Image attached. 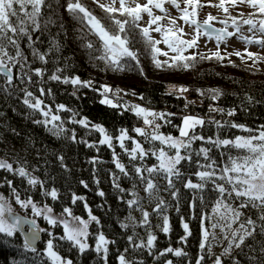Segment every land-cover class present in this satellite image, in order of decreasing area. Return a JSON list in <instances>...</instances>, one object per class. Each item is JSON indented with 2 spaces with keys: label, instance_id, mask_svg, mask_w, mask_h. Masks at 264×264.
I'll return each instance as SVG.
<instances>
[{
  "label": "snow or ice",
  "instance_id": "obj_1",
  "mask_svg": "<svg viewBox=\"0 0 264 264\" xmlns=\"http://www.w3.org/2000/svg\"><path fill=\"white\" fill-rule=\"evenodd\" d=\"M92 3L105 14L103 17L94 14L83 3V0H64L63 4L61 0H0V78L3 79V84H0V91L8 96L14 94L13 90L23 92L24 105L31 109L33 114L39 113L42 117V119H34L33 123L44 126L54 137L70 138L74 142L84 143L90 148L97 147L96 143H88L86 140L77 141L74 130L70 137H66L65 133L68 129L64 127L65 121L60 115L61 112H71L70 123L79 124L89 133L93 131L99 133L101 137L99 144L107 145L112 149V162L115 168L124 177L138 180L143 185V191L149 201H157L153 212L162 216L163 223L156 227L165 235L171 232V224L169 217L162 214L167 205L159 195L161 189L157 178L166 181L164 190L170 192L172 198L177 202L180 198V189L176 187V182H182L185 189L196 193L197 195L193 197L189 205L193 210L196 206V199L203 202L205 190L215 192L216 199L211 215L202 213L200 217V253L195 258V264H204L206 258L212 259L213 257V264H224L222 256H232L234 250L243 251L245 247L256 252L257 249L248 244L247 241L256 240L258 235L264 237V124L253 129L245 124L236 123L234 120L221 122L209 119L206 121L202 117L186 115L181 118L180 125H174L170 119L174 115L173 113L156 112L140 105L125 106L114 102L118 101L122 89H113L109 85H101L98 89L94 88L91 80H82L80 76L62 75L64 69L61 67H56L50 75H47V80H45L47 69L32 68L31 64L38 60L47 65L49 62L48 55L52 51H60L61 46L58 41L54 40L48 51L42 52L35 46L39 37H36V40L33 39V35L41 32L42 28L46 29L49 25L56 23L53 16L58 14L60 8H63L73 20L83 24L87 28L88 34L96 38L95 40H86V37H80V39L86 40L83 47L89 50L91 58L103 62L106 68H111L114 71L131 68L132 62H135V67L141 75H144V68L140 60L141 53L136 48L138 43L143 45L144 52L150 57L151 63L157 69L191 70L196 67L197 57L199 60L215 59L220 62L235 55L244 61L245 56L240 51L226 52L222 55L219 47L221 43L227 44V38L236 36L245 45L255 44L264 49V0H219L218 4L211 5L221 9L227 16L225 20L221 21L226 25L222 29H216L212 25L211 21L217 18L210 13L205 20L198 21L199 10L205 7L201 0H182L183 7H181V0H145L144 3H140L139 0H104V2L92 0ZM238 3L247 4L254 11L249 13L247 18H243L244 14L241 13V18L238 20L230 13V7H235ZM166 4L178 11L180 16L172 17L169 9L165 7ZM155 10L163 15H157ZM145 14L148 20L146 24L142 25L141 21ZM45 17L47 18L45 19ZM228 19H231V26L235 31H228ZM164 20H167V24L162 23ZM177 20H182L189 27L194 26L195 35L191 39L183 38L187 33L184 32L183 27L177 24ZM242 25H247L248 32L253 33V35L242 34ZM60 27L63 28V24ZM153 33H158L159 38H156ZM238 33L240 34L237 35ZM202 35L217 41V51L207 55L199 52L185 55L189 49L198 47V40ZM25 39L28 42L27 47L31 50L32 62L29 61L21 47V42ZM161 44L165 45L168 50H162L159 47ZM169 53L173 55H169ZM160 57H165V59ZM247 58L253 61V65L264 62V56L250 51L247 52ZM229 62L235 66L234 62L231 60ZM34 77L39 79H34ZM16 81H19L20 85L31 84L35 86L39 95L28 90L27 87H19ZM47 81L71 85L73 96L82 88H93L102 97L99 101L100 104L114 109L123 107L125 111H132L138 118L142 119L145 126L132 129V132L143 138V143L129 135L127 129L122 128L118 135L113 136L104 126L92 123L87 117L76 119L79 113L69 109L64 104H55L54 110L52 105L46 104L45 100L41 99V97L53 95L51 88L44 87ZM177 91L185 93L189 89L180 87ZM207 91L214 100L223 95L219 89H208ZM197 92L200 95L205 94L200 89H197ZM109 93L112 94V98L109 97ZM131 95H136V93L133 92ZM246 98L249 102L253 99L251 96ZM140 99L143 97L141 96ZM209 111L219 112L228 117H235L237 114L235 108L225 110L210 107ZM165 125L175 127L179 135L174 136L171 133L162 132L161 129ZM206 125L215 126L217 133L214 137L203 135V129ZM198 128L201 131L198 132ZM225 128L236 129L241 133H247V135L222 137L220 133ZM113 140L117 142L119 148L128 157L131 171L121 161ZM125 141L131 142V148L126 145ZM198 141L200 145L193 147ZM145 144L149 147H145ZM214 151L218 152L219 160L213 155ZM150 157H154L156 163L149 166L146 160ZM58 158L63 166L64 158L62 156ZM97 162L98 160L95 158L91 161L93 164ZM185 165L194 166L196 171L186 173L183 170ZM0 170L22 178L32 191L43 197H50L52 201H57L60 198L56 188L46 187L45 181L34 176L23 165L14 167L7 160L0 159ZM110 175L114 186L120 192L128 191L120 186L118 182L120 177L116 173L113 172ZM192 176L196 177V182H193ZM80 183L88 188L86 182L80 181ZM95 183L99 184V179H96ZM4 185L10 190V198L14 200L15 204L24 209L30 208L33 217L42 216L52 228L62 227V234L60 235L40 227L36 219L15 213L10 198L0 194V234H3L4 237H13L17 233L23 235V248L27 252L38 255L40 253L36 247V241L40 239V234L43 232L49 237L45 242L39 264H44L45 260L48 264H74L73 259L62 255L58 250L64 244L68 245L69 251L75 249L81 255L88 251H94L101 256L104 264H108L109 245L116 242L109 240L103 232H99L95 235L94 246L88 243V239L92 235L89 232V225L93 222L99 225L100 220L92 214L85 197L72 193L71 203L83 202V206L88 212L87 220L75 215L70 207H64L59 216H56L53 214L52 206L47 203L38 206L39 202L35 201L32 195L26 199H21V194L11 179L4 178L0 187ZM132 187L135 189L136 184L134 183ZM97 194L104 196L103 191H99ZM129 194L133 198L126 201L128 207H136L142 213L143 218L139 226L150 228V213L144 210L141 204V200L144 198L140 197L139 193L134 190ZM248 209L258 210L259 225L257 220L246 215ZM177 211H179L178 206ZM128 219L132 221V224L124 223L121 227L125 229L132 227L133 229V234L127 237L129 246L133 250L146 248L151 254L152 250L156 248L158 237L149 231L146 241L142 239L137 243L135 228L138 225L131 215ZM206 222H208V226H206ZM25 225H27V230H25ZM181 226L185 233L181 240L187 242L192 231L189 223L183 217H181ZM216 230H219V236ZM221 239L227 241V246L223 248L220 255H216L213 252V241L219 244ZM259 243V256L249 257L254 264H264V240L259 241ZM128 250L126 247L123 252L117 255L118 264H134L125 255ZM169 253L177 257L188 255L182 249L167 247L160 251L159 256H166ZM139 264H143V262L141 261ZM164 264H173V261L165 260ZM233 264H240V262L233 260Z\"/></svg>",
  "mask_w": 264,
  "mask_h": 264
},
{
  "label": "trees",
  "instance_id": "obj_2",
  "mask_svg": "<svg viewBox=\"0 0 264 264\" xmlns=\"http://www.w3.org/2000/svg\"><path fill=\"white\" fill-rule=\"evenodd\" d=\"M87 1L89 0H83V3H87ZM61 3L63 4L64 0H61ZM53 19L56 20L55 24L49 25L46 29L42 28L41 32L33 35L34 40L39 37L35 46L42 52H47L54 40L58 41L61 46L59 52L52 51L48 55L49 62L47 65L38 60L32 62L33 57L31 50L27 47V40L21 42L25 55L32 62V68L47 69L45 80H47V75H50L56 67H61L64 69L62 75L80 76L82 80H91L94 88L98 89L101 85H109L113 89H122L118 101H114L121 105L130 106L134 104L156 112L173 113L174 115L170 119L174 125H180L181 118L186 115L202 117L206 121L209 119L221 122L234 120L236 123L245 124L253 129L264 124V62L253 65V61L247 57L244 61L240 57L238 60H232L231 57H228L220 62L215 59L199 60L197 57L196 67L191 70L157 69L151 63L150 57L144 52L143 45L138 43L136 48L141 53L140 60L144 68V75H141L135 67V62H132L131 68L114 71L111 68H106L103 62L92 59L89 50L83 47L86 40L96 39L88 34V30L83 24L73 20L63 8L58 10V14L53 16ZM219 21L221 23V20L216 22ZM41 23L43 26V20ZM61 24H63V28L60 27ZM81 36L86 37V40L80 39ZM196 52L206 55L211 53H205L197 47L189 49L185 55ZM221 54L225 53L221 51ZM160 58L165 59V57ZM229 60L234 62L235 66ZM34 79L39 78L34 77ZM0 84H3L2 78H0ZM16 84L19 87H27L28 90L39 95L37 88L31 84L20 85L19 81H16ZM170 86L186 87L189 91L185 96H182L174 91H169L168 87ZM44 87L51 88L53 95L41 97V99H44L46 104L52 105L54 110L55 104H64L69 109L79 113L76 119L87 117L92 123L104 126L113 136L118 135L120 129H127L129 135L143 143V138L132 132L134 127H142V119L130 110L125 111L123 107L114 109L100 104L99 101L102 97L93 88H82L73 96L71 85L47 81ZM197 89L203 90L205 94L200 95ZM208 89H219L223 95L214 100L208 93ZM13 91L12 96L0 91V159L7 160L14 167L25 166L34 176L45 181L46 187L56 188L60 198L57 201H52L50 197H43L32 191L25 180L3 170H0V184L4 178L11 179L20 192L21 199H26L32 195L34 200L39 202L38 206L47 203L53 207L56 213H61L64 207H70L75 215L87 220L88 212L84 208L83 202L71 203L72 193L85 197L92 214L100 220L99 225L94 222L89 225V232L92 235L89 237L88 243L94 246L95 235L99 232H103L109 240L116 242L109 245L108 264H118L117 255L123 252L126 247L129 250L125 255L134 264H139L141 261L143 264H164L165 260H172L173 264H190V262L195 264V258L200 253V217L202 213L210 215L216 199L215 192L205 190L203 202L196 199V206L193 210L189 205L193 197L197 195L196 193L185 189L182 182H176V187L180 189V198L177 202L172 198L170 192L164 190L166 181L157 178L161 189L159 195L167 205L162 214L169 217L171 224V232L165 235L156 227L163 223L162 216L153 212L157 201H149L143 191V185L138 180L124 177L115 168L112 162V149L107 145L99 144L101 138L99 133L94 131L89 133L79 124L70 123L71 112H61L60 115L65 121L64 127L68 129L65 133L66 137H70L74 130L77 141L86 140L88 143H96L97 147L90 148L86 144L74 142L70 138L54 137L47 128L33 123L34 119H42V117L39 113L33 114L32 110L24 105L23 92ZM133 92L136 95H131ZM141 96L143 99H140ZM247 96L253 98L251 102L247 100ZM210 107L225 110L235 108L237 114L235 117H228L219 112H210ZM161 131L165 134L179 135L177 129L172 125H165ZM197 131L201 130L198 128ZM216 133L217 129L214 125H206L203 129L205 136L214 137ZM220 135L233 137L235 135H247V133L225 128ZM113 143L116 144V152L120 155L121 161L131 171L128 157L119 148L115 140ZM125 143L131 148L130 141H125ZM199 145L200 142L198 141L193 147ZM145 147H149V145L145 144ZM213 155L219 160L218 152L214 151ZM61 156L64 158L63 166L58 158ZM94 158L98 160L95 164L91 163ZM146 163L149 166L156 163L155 158H148ZM34 169L35 171H33ZM183 170L186 173L195 172L196 168L185 165ZM113 172L120 177L118 181L120 186L128 191L122 193L114 186L110 175ZM191 178L193 182H196L195 176ZM96 179H99V184L95 183ZM80 181L86 182L88 188H85ZM134 183L136 184L135 189L132 187ZM133 190L144 198L141 200V204L143 209L150 213V228L139 226L143 218L141 211L136 207L129 208L126 203L128 199L133 198L129 194ZM99 191H103L104 196L98 195ZM0 194L10 198V190L6 185L0 187ZM12 202L15 203L14 200ZM177 206L179 211H177ZM22 213L28 215L30 209H25ZM129 215L135 218L138 225L135 228L137 243L142 239L146 241L149 231L158 237L156 248L152 250L151 254L146 248L133 250L129 246L127 237L133 234V229L132 227L128 229L121 227L124 223L132 224V221L128 219ZM246 215L257 220L259 225L258 210L248 209ZM181 217L189 223L192 231L187 242L181 240V237L185 235L181 226ZM206 226H208V222H206ZM52 232L60 235L62 234V227L53 228ZM45 235L46 233L42 234V240L38 247L40 254L38 255L27 252L23 248V240L19 234L13 237H4L3 234H0V264H39L44 244L49 238ZM261 240H264V237L258 235L256 240L247 241L248 244L257 249L256 252L250 251L247 247L243 251L235 250L232 256L223 259L224 264H233V260L239 261L240 264H254L249 257L259 256L258 249ZM167 247L182 249L188 255L177 257L169 253L166 256H159L160 251ZM58 250L62 255L73 259L74 264H104L101 256L94 251H88L81 255L75 249L69 251L67 244ZM204 254L206 255V253ZM209 262L210 259L206 258L204 264H209ZM44 264H48V262L45 260Z\"/></svg>",
  "mask_w": 264,
  "mask_h": 264
},
{
  "label": "rangeland",
  "instance_id": "obj_3",
  "mask_svg": "<svg viewBox=\"0 0 264 264\" xmlns=\"http://www.w3.org/2000/svg\"><path fill=\"white\" fill-rule=\"evenodd\" d=\"M102 2H104V0H102ZM140 3H144L145 0H139ZM201 2L205 5L204 8L199 10L198 13V21L202 22L203 20H205L209 13L213 16H215L217 19L214 21H211L212 25H216L218 27L224 28L226 27L225 24L216 22L217 20H225L227 18L226 14L219 8L217 7H213L211 5L213 4H218L219 0H201ZM84 4H86L89 8H91L92 11H94V14H96L99 17H103L105 14L95 5L92 3V0L87 1V3L85 2ZM118 6V5H117ZM183 3L181 0V7H183ZM228 6V5H226ZM166 8L169 9L171 16L172 17H179L180 13L178 11H176L174 8H172L170 5L166 4L165 5ZM96 10V12H95ZM157 15H163L162 13H160L158 10H155ZM254 10L251 9L249 6H247V4H240L238 3L235 7H230V13L231 16L233 17H237L238 20L241 18L240 14L243 13V18H247L248 14L253 12ZM257 16H259V14H257ZM148 20L147 15H144V19L141 21V24L144 25L146 24ZM163 24H167V20L162 21ZM177 24L181 27L184 28V32L187 33V35H185L183 38L184 39H191L193 35H195L194 33V26L193 27H189L187 24H185L182 20H177ZM228 30L231 31H235V29L231 26V19H228V24H227ZM241 33L246 35V36H252L253 33L248 32V26L247 25H242L241 27ZM240 33H238L237 35H239ZM154 36H156V38H159V34L158 33H153ZM257 35H259L257 33ZM137 39H139V37H137ZM159 47L164 50L167 51V47L163 44L159 45ZM198 48L205 52V53H209V52H213V51H217V41L213 38V39H209L206 36H200L199 40H198ZM219 50L224 52V53H231L234 51H240L241 53L244 54L245 58L247 57V52H253V53H258L259 55L264 56V49H261L258 45L252 44V45H245L242 41L238 40L236 38V36H233L231 38H227V44L221 43ZM169 55H173L172 53H169ZM239 57L232 55L231 59L232 60H238ZM182 87V86H181ZM180 87L178 86H170L168 87L169 91H174L175 93L185 96L187 92L185 93H180L177 91V89H179ZM109 97L112 98V94L109 93ZM102 99V98H101ZM134 105V104H133ZM193 116V115H191ZM142 127H145L144 124L142 125ZM10 202L12 203V206L14 208L15 213L21 215V216H27L28 218H34L37 221V224L42 227V228H46L49 231H53L52 226H50L47 221H45L42 216L41 217H33L32 213H31V209H30V213H28V215L22 213L23 210H25L24 208H21L19 205L15 204L12 202V200L10 199ZM212 211V210H211ZM56 216H59L60 213H53ZM211 215V212H210ZM235 227V225H234ZM211 231V228L209 229ZM217 234L219 236V230H216ZM43 234V232H42ZM47 235V234H46ZM45 235V236H46ZM48 238V236H46ZM89 241V239H88ZM213 252L216 255H220L223 252V248L225 246H227V241H224L223 239L220 240L219 244H216V242L214 241L213 244ZM45 247V244H44ZM235 251V250H234ZM228 256H222V260L226 259ZM213 259H210L209 264H213Z\"/></svg>",
  "mask_w": 264,
  "mask_h": 264
},
{
  "label": "water",
  "instance_id": "obj_4",
  "mask_svg": "<svg viewBox=\"0 0 264 264\" xmlns=\"http://www.w3.org/2000/svg\"><path fill=\"white\" fill-rule=\"evenodd\" d=\"M214 26V25H213ZM216 29H220V28H218V27H216V26H214ZM209 31H211V29H209ZM25 230H27V225H25ZM19 234V233H18ZM20 236H21V238H22V240H23V242H24V236L23 235H21V234H19ZM41 238H42V233L40 234V239L39 240H37L36 241V247H37V249H38V245H39V243L41 242Z\"/></svg>",
  "mask_w": 264,
  "mask_h": 264
}]
</instances>
